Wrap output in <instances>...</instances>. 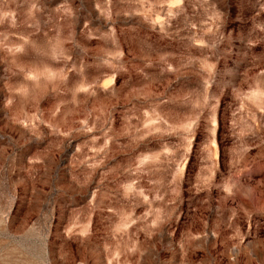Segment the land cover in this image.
I'll return each mask as SVG.
<instances>
[{
	"label": "rangeland",
	"instance_id": "obj_1",
	"mask_svg": "<svg viewBox=\"0 0 264 264\" xmlns=\"http://www.w3.org/2000/svg\"><path fill=\"white\" fill-rule=\"evenodd\" d=\"M0 264H264V0H0Z\"/></svg>",
	"mask_w": 264,
	"mask_h": 264
}]
</instances>
